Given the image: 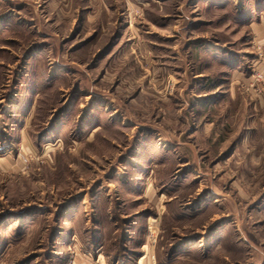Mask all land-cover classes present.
I'll use <instances>...</instances> for the list:
<instances>
[{
  "label": "rangeland",
  "instance_id": "rangeland-1",
  "mask_svg": "<svg viewBox=\"0 0 264 264\" xmlns=\"http://www.w3.org/2000/svg\"><path fill=\"white\" fill-rule=\"evenodd\" d=\"M88 253L264 264V0H0V264Z\"/></svg>",
  "mask_w": 264,
  "mask_h": 264
},
{
  "label": "built area",
  "instance_id": "built-area-1",
  "mask_svg": "<svg viewBox=\"0 0 264 264\" xmlns=\"http://www.w3.org/2000/svg\"><path fill=\"white\" fill-rule=\"evenodd\" d=\"M260 79H261V77L258 76V77L256 78V82H260ZM86 256H87L88 258H92V255H91L90 253L86 254ZM94 260H95V261H93L94 263H86V264H105V262H101V261L99 260V257H96V259H94ZM68 264H85V263H80L79 261H76L74 258H71V259H70V262H69Z\"/></svg>",
  "mask_w": 264,
  "mask_h": 264
},
{
  "label": "crops",
  "instance_id": "crops-1",
  "mask_svg": "<svg viewBox=\"0 0 264 264\" xmlns=\"http://www.w3.org/2000/svg\"><path fill=\"white\" fill-rule=\"evenodd\" d=\"M93 261H95L94 258H88L87 256H85L83 259H81V263H85V264L86 263H94ZM138 264H140V262Z\"/></svg>",
  "mask_w": 264,
  "mask_h": 264
}]
</instances>
